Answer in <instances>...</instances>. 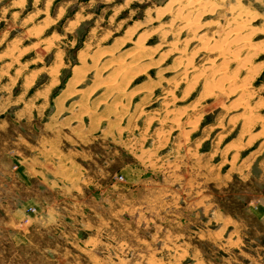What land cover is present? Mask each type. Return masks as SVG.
Here are the masks:
<instances>
[{
	"label": "rangeland",
	"instance_id": "obj_1",
	"mask_svg": "<svg viewBox=\"0 0 264 264\" xmlns=\"http://www.w3.org/2000/svg\"><path fill=\"white\" fill-rule=\"evenodd\" d=\"M0 264H264V0H0Z\"/></svg>",
	"mask_w": 264,
	"mask_h": 264
},
{
	"label": "crops",
	"instance_id": "obj_2",
	"mask_svg": "<svg viewBox=\"0 0 264 264\" xmlns=\"http://www.w3.org/2000/svg\"><path fill=\"white\" fill-rule=\"evenodd\" d=\"M73 70H74V67H73V69H72V73H73ZM73 121H76V120H73ZM73 121H72V122H73ZM91 135H92V132H90V133L87 135L86 138H87V139H88V138L90 139ZM125 165H126V164H124V162H123V163H121V165H118L116 168H115V166H112V167H111V170H112L111 172L118 171V170L124 168Z\"/></svg>",
	"mask_w": 264,
	"mask_h": 264
},
{
	"label": "bare ground",
	"instance_id": "obj_3",
	"mask_svg": "<svg viewBox=\"0 0 264 264\" xmlns=\"http://www.w3.org/2000/svg\"><path fill=\"white\" fill-rule=\"evenodd\" d=\"M175 2V1H174ZM194 8V7H193ZM169 12V11H168ZM186 25V24H185ZM234 33V32H233ZM234 35H235V37H238L239 36V34H238V32L237 33H234ZM244 44H245V42H244ZM172 45V44H171ZM224 49V48H223ZM219 50V49H218ZM222 51V50H221ZM219 52V51H218ZM217 52V53H218ZM224 52V51H223ZM219 53H221V52H219ZM222 55V54H221ZM228 83H232L233 82V79H231L230 77L228 78Z\"/></svg>",
	"mask_w": 264,
	"mask_h": 264
}]
</instances>
